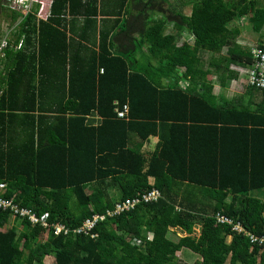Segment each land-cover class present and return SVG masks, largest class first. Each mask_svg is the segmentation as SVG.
Here are the masks:
<instances>
[{"label": "trees", "instance_id": "obj_1", "mask_svg": "<svg viewBox=\"0 0 264 264\" xmlns=\"http://www.w3.org/2000/svg\"><path fill=\"white\" fill-rule=\"evenodd\" d=\"M38 8L0 0L16 25L0 66V197L71 230L153 188L161 197L89 235L55 236L0 209V264H176L184 248L193 264H264V247L234 230L264 236V92L214 93L239 80L232 66L252 64L236 23L264 42V0H51L45 20Z\"/></svg>", "mask_w": 264, "mask_h": 264}, {"label": "built area", "instance_id": "obj_2", "mask_svg": "<svg viewBox=\"0 0 264 264\" xmlns=\"http://www.w3.org/2000/svg\"><path fill=\"white\" fill-rule=\"evenodd\" d=\"M6 2L11 3L8 5L3 2L2 3L5 7L12 11L19 12L21 14L26 15L32 5H39V8L36 12V17L39 20H45L48 16V10L44 9L42 6V2L39 0H4ZM9 39L7 36H2L0 39V66L3 58L5 57V51L9 47ZM22 42L20 41L19 44L15 47L16 49H20ZM252 64L249 68H244L246 70L247 77H249L250 86L256 88L257 90L264 92V42L260 45H256V47L252 48ZM116 116L119 119H125L128 115V108L124 106L121 110H115ZM161 197V192L157 188H153L150 191L144 192L143 194L138 195L135 198H128L122 202H119L115 205V208L112 211H108L105 215H94L92 219H87L84 221L83 225L75 230H71L65 225L61 224H50L49 222V215L44 214L42 216H38L36 213L31 212L28 209L20 208L16 205L12 200L2 199L0 197V209L4 211L10 210L14 216H19L21 218H28L32 223L39 224L42 227L48 229L52 228L54 235H67L70 234L72 231L74 233H83L89 235L91 231L96 227V225L100 222L106 220L107 217H114L120 216L124 213L131 212L134 210L138 205L144 202L150 201H157ZM217 221L220 223H229L231 224L233 221L229 217L225 216L222 213H217L216 215ZM234 230L238 232H244L246 235L250 237V242L257 243L264 247V236L255 235L249 231H246L240 224L234 225ZM149 238H153V233H149ZM92 237L95 235L92 234ZM134 245H140L141 241L138 239L133 240Z\"/></svg>", "mask_w": 264, "mask_h": 264}, {"label": "rangeland", "instance_id": "obj_3", "mask_svg": "<svg viewBox=\"0 0 264 264\" xmlns=\"http://www.w3.org/2000/svg\"><path fill=\"white\" fill-rule=\"evenodd\" d=\"M41 1L43 4L42 6L44 7V9L48 10L49 7V1L48 0H39ZM190 0H185V2H189ZM225 3H228L229 6H233V9L237 8L238 6L242 5L243 2H245L246 0H224ZM4 3L11 5V3L6 2L3 0ZM170 2L174 3V0H170ZM47 8V9H46ZM190 10V7H187L185 9V13L188 14ZM148 15L150 14V17H152L153 19H158L161 16H163L162 14H159V12H157V10L154 11H147ZM238 24L240 30H242V34L240 35L239 38V43L241 45H243L244 47H249V48H254L256 47V45H258L260 42L259 40V36L257 34H255L252 30V24L248 22V19L245 18L243 20H241V22H237L236 25ZM14 29H16L15 25H11L5 17L4 13L0 14V33L2 36L7 35V37H11V34L14 32ZM182 41H187L189 43H191V38L189 37V35L187 34H183L181 42ZM264 41V39L262 40V42ZM259 42V43H258ZM232 69L236 70L237 72L240 73V75H242L240 78L241 80L234 82L233 83V90L232 93H236L235 89L236 87L238 88V91L240 89V91L244 92L245 87L249 88L250 86V82H249V77H247L246 74V70H244V68L242 67H235L232 66ZM212 81H216V77L215 76H211L209 77ZM242 85V86H240ZM251 87V86H250ZM254 93L257 94V96H263L262 92L256 90V92L254 91ZM154 141H156V138H153ZM139 141V138L136 139V142ZM155 142L152 144V147H154ZM149 148V147H148ZM200 233V226H197L195 229V235H199ZM179 235H184V233L178 232ZM228 240H231V237L228 238ZM198 254L194 253L192 250L188 249V248H184L181 252L178 253V255L176 256V264H193L195 263V260L198 258ZM45 263L46 264H55L54 259L51 257H47L45 259Z\"/></svg>", "mask_w": 264, "mask_h": 264}, {"label": "crops", "instance_id": "obj_4", "mask_svg": "<svg viewBox=\"0 0 264 264\" xmlns=\"http://www.w3.org/2000/svg\"><path fill=\"white\" fill-rule=\"evenodd\" d=\"M49 1V5H50V2H51V0H48ZM33 6L34 5H32V7H31V9L33 8ZM31 9H30V11H31ZM47 9V8H46ZM48 9H49V7H48ZM22 15H24V14H22ZM35 17H36V14H35ZM36 19L37 20H39L37 17H36ZM15 27H16V25H15ZM15 30V29H14ZM12 35V34H11ZM5 36H7V35H5ZM11 38V37H10ZM9 37H8V39H10ZM24 39L23 38H21L20 40H19V42L21 41L22 42V45H21V47H20V49L23 47V41ZM19 42H18V44H19ZM17 44V45H18ZM16 45V46H17ZM15 46V47H16ZM15 50H19V49H16L15 48ZM101 73H102V71H101ZM242 75H240V77H241ZM241 80V78H239V81ZM238 81V80H237ZM237 81H234V82H237ZM234 82H232L229 86H227V87H221L219 84H218V82H216L215 83V89H214V93L217 95V97H218V101L219 100H231V99H233V98H236V97H243L245 100H249L250 99V97L249 96H246V93H247V88L245 87V90H244V92H242V91H240V89H239V91H238V88L236 87V89H235V92L236 93H232V90L234 89L233 88V83ZM240 86H242V85H240ZM259 91V90H258ZM261 92V91H260ZM261 97V96H260ZM255 102H260L259 101V96L258 97H254V98H252ZM247 103H249V102H247ZM86 120H87V124L88 125H93V126H98L99 125V123H100V118L96 115V113L94 112H92L90 115H88V116H86ZM48 122V121H47ZM60 124V126H62L63 125V123H59ZM96 136V135H95ZM158 141V138H156V141H153V143L154 142H157ZM152 143V144H153ZM93 145H94V147L95 146H98V147H103V148H105V146H107L108 144H107V142L104 140V139H97L96 137L94 138V140H93ZM148 147V146H147ZM119 190H112L110 193H111V197H113V198H116L118 195H119ZM50 257V256H49Z\"/></svg>", "mask_w": 264, "mask_h": 264}]
</instances>
